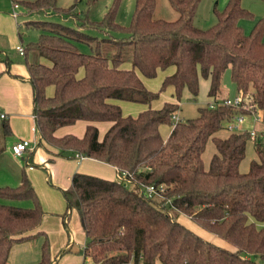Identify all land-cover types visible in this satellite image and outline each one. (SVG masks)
<instances>
[{
  "label": "trees",
  "instance_id": "obj_1",
  "mask_svg": "<svg viewBox=\"0 0 264 264\" xmlns=\"http://www.w3.org/2000/svg\"><path fill=\"white\" fill-rule=\"evenodd\" d=\"M167 1L175 18L153 17L156 0H135L130 23L121 25L116 20L121 0H113L99 20H91L87 9L77 12L74 4L59 6L57 0H11L27 13L59 14L75 23L24 22L40 30L35 40L22 43L38 135L59 155L71 149L113 165L118 175L110 180L75 172L61 189L62 224L70 239L68 221L75 209L86 235L83 255L94 264H261L259 259L264 264V145L253 142L257 158L241 172L249 131L215 135L238 111L264 112V17L255 19L241 0H227L221 10L214 6L215 23L200 28L193 22L200 0ZM240 19H255L248 32ZM13 61L0 47V63L8 67ZM169 66L174 71L157 91L140 78H153ZM228 68L236 91L251 107L236 110L216 100ZM201 78L217 104L202 105L197 116L173 123L182 91L195 97ZM169 85L175 100L151 107ZM48 86H53L50 95ZM113 100L146 107L125 115ZM78 120L87 122L82 136L55 135L56 128ZM98 121L111 122L102 137ZM161 124H172L166 139ZM1 128L2 137L10 133L6 121ZM209 138L215 152L205 168L202 153ZM4 150L0 142V156ZM149 185L151 196L145 191ZM0 199V264H6L11 245L31 235L44 210L24 171L19 184L0 185ZM7 200H30L31 205ZM179 214L206 236L178 220ZM39 232L44 235L41 257L31 264H54L48 238ZM69 250L62 247L57 257Z\"/></svg>",
  "mask_w": 264,
  "mask_h": 264
},
{
  "label": "crops",
  "instance_id": "obj_2",
  "mask_svg": "<svg viewBox=\"0 0 264 264\" xmlns=\"http://www.w3.org/2000/svg\"><path fill=\"white\" fill-rule=\"evenodd\" d=\"M11 4L10 14L0 11V27L3 31L0 30L9 37L10 42L13 44L14 41H16V35L13 33V25L12 23L10 26L4 24L5 18H10L11 15L15 20L19 15L16 8L14 10L17 12V16L12 15L13 3L11 2ZM16 26L19 27L17 23ZM22 43H24L23 39L19 37L18 45L16 44L17 52L20 55L19 60H14L8 67L0 63V142L5 144V150L0 156V185L15 186L19 184L21 173L24 171L25 175L34 186L44 210V216L40 225L35 230L31 231L30 236L16 241L11 245L6 264H31L38 262L41 257V242L44 237L39 231L44 233L48 238L50 256L51 258L56 257L54 264H83L85 262H90L91 260L86 258L82 252L86 243V235L77 211L75 209L71 210L69 216L68 227L70 239L62 224L61 213L65 208V202L61 189H65L70 185L71 177L75 172L92 174L113 180L118 177L117 171L113 165L104 161L88 156H77L76 154H72L73 151L71 149L66 150L63 155H59V149L57 147L52 146L40 138L36 130L35 117L33 114L32 87L28 81L29 74L22 61L23 53L19 52V47H23ZM125 66L128 67V64ZM173 71L174 66H169L163 70L159 69L157 72V75L161 72L159 84L161 85L160 82H162L164 76L171 74ZM140 78L146 87L147 84L145 80L153 79L146 78L142 75H140ZM166 89L170 92L171 99L165 101H174L173 87L169 85L163 91ZM52 92L53 86H48L46 93L50 95ZM237 94L238 92L236 91L233 96ZM233 96H223L222 98ZM155 100L151 103V105H153L151 107L153 108H159L165 102L163 101L161 104H155ZM113 102L120 105L122 113L125 115H136L146 107V104L143 103L138 104L140 107H137L135 103L137 104L138 102H132L133 104L128 103L129 106L126 105V102L129 101L113 100ZM125 108L126 111L124 110ZM128 110L133 111V113L130 111L128 112ZM3 121H6L9 125L10 133L8 137H2L1 123ZM86 124V121L78 120L75 123L62 125L56 128L54 133L56 136L73 134L80 137L84 133ZM94 124L98 127L99 137H102L111 122L98 121ZM258 125L261 126L258 127ZM263 126L264 112L246 115L243 129L248 131L253 128L260 130ZM171 129L172 124H161L159 126L161 137L166 139ZM262 136L258 138V142H260ZM21 139L30 140L31 146L25 150L22 155L17 156L12 153L11 145ZM181 216L184 219L186 218L185 221L187 226L189 225L190 228L200 232L202 235L206 234L199 231L189 217L187 218L184 214ZM65 246L70 250L57 257L58 251ZM157 264L161 263L157 262Z\"/></svg>",
  "mask_w": 264,
  "mask_h": 264
},
{
  "label": "rangeland",
  "instance_id": "obj_3",
  "mask_svg": "<svg viewBox=\"0 0 264 264\" xmlns=\"http://www.w3.org/2000/svg\"><path fill=\"white\" fill-rule=\"evenodd\" d=\"M112 1L113 0H95L93 3H88L87 0H57V5L67 7L69 5L74 4L75 11L80 12L82 10L84 11L87 9L88 10L87 15L91 20H99L102 17L103 13L105 12L106 8L111 4ZM226 2L227 0H200L197 4L196 13L193 19L194 24L200 28H207L212 24H214L216 21L214 6H216V9L221 10L226 4ZM134 4H135V0H121L120 5L117 8V14H116V20L118 23H120L121 25H128L130 23L134 9ZM241 5L249 9L254 14L255 19L264 17V0H241ZM11 7H12L11 0H0L1 12L4 13L7 12L8 14H10ZM16 10L19 12L18 17L15 18L14 20L13 17L10 15V18L4 19V24L10 26V24L12 23L13 33H15L16 35L17 42L14 41V43L12 44L9 40V37L5 33H2L3 29H1L0 27V29L2 30V31L0 30V47L3 48V50L8 51L9 55L11 56V58H13V60L20 59V55L17 52L19 32L21 33L24 43L35 40L38 36V33L40 32L39 29L33 26H27L24 22H27L29 20H50V21L62 22L67 25L75 26L73 18L63 17L59 14L27 13V9L22 4H20L19 7L16 8ZM79 16L82 17L83 14L80 13ZM176 16H177V12L170 7L167 0H156V6L153 12V17L173 19ZM255 19L254 20L240 19L239 24L243 27L245 32H248L251 26L253 25ZM16 23L18 24L19 27L16 26ZM83 30L87 31L90 34H94L96 36H104V34L96 31H92L89 29H83ZM263 40H264V35H263ZM80 48L85 52L90 51L89 47L84 43H80ZM160 74L161 72L155 78L151 80L150 79L145 80L147 87L149 89L157 91L160 88V84H159L161 78ZM207 89H208L207 81L201 78L199 81L198 93L195 97H192L188 90L182 91L179 100V108L175 111V114L178 116V118L180 117L179 119L186 120L188 118H193L197 116L198 108L213 100L212 97L207 95ZM235 93H236V87L232 82V80L230 79V70L228 68L224 71L222 75L220 92L216 96V100L220 101V99L223 96H233ZM168 99H171V95L170 92L166 89L165 91L162 90L159 98L157 100L154 99L155 100L154 102L155 104H161L163 101ZM128 103L133 104L132 102H126L127 106H129ZM151 103L153 102L151 101ZM138 104L141 103L139 102L137 104L135 103L137 107H140L138 106ZM124 110L126 111V108ZM129 111L133 113V111L128 110V112ZM225 123L223 124V127L225 128L220 129L215 135L224 137L226 136V134L229 133V130L226 128ZM260 126L261 125H258V127ZM6 137H8V134ZM260 139H261L260 142L264 145V135ZM253 142L255 141L251 139H247L246 141L245 156L239 164V170L241 172H246L249 168L250 161L257 158L254 148L255 144ZM214 152H215V146L213 144L212 139L209 138L206 141L205 148L202 153V158L205 168H207L211 155ZM5 202L11 203L12 205L13 204L21 205V206L31 205L30 200H7ZM166 204H168V202H166ZM181 215L182 214L178 215L177 217L178 220H180L187 226V223L185 221L186 218L185 219L182 218ZM259 261L261 264H263V261H261L260 259ZM90 263L94 264L92 261H90Z\"/></svg>",
  "mask_w": 264,
  "mask_h": 264
},
{
  "label": "built area",
  "instance_id": "obj_4",
  "mask_svg": "<svg viewBox=\"0 0 264 264\" xmlns=\"http://www.w3.org/2000/svg\"><path fill=\"white\" fill-rule=\"evenodd\" d=\"M17 7H18V3H13V11H12L13 16H17V12L14 10ZM19 52L23 53V47H19ZM248 102H249L248 99L245 98L243 100L240 94H237L234 97H224L219 101V103L229 105L233 109H236V110L240 109V107H244V108L251 107L252 105L251 104L248 105L247 104ZM215 104H217V102L210 103L211 106H214ZM245 119H246V115L242 113L241 111H238L237 113H235V115L231 119L226 121L225 126L229 131L243 130V124H244ZM171 120L174 123V122L180 121L181 119H179L175 113H172ZM262 135H264V126L260 130L255 129V128L249 130V137L253 141H258V138ZM30 146H31L30 140L21 139L11 145V151L14 155L20 156ZM122 174H124V172ZM145 191L149 196H151L152 192L154 191V188L153 186L149 185L146 187ZM83 264H91V263L85 262Z\"/></svg>",
  "mask_w": 264,
  "mask_h": 264
}]
</instances>
